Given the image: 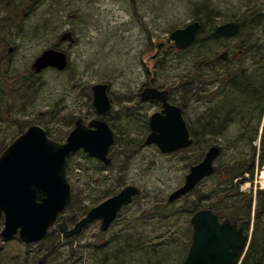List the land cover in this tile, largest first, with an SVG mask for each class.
Segmentation results:
<instances>
[{
    "label": "rangeland",
    "instance_id": "obj_1",
    "mask_svg": "<svg viewBox=\"0 0 264 264\" xmlns=\"http://www.w3.org/2000/svg\"><path fill=\"white\" fill-rule=\"evenodd\" d=\"M195 21L202 24L197 43L177 50L171 33ZM230 21L241 24V34L212 38ZM51 48L68 55V67L36 72L35 59ZM263 58L264 0H0V155L32 125L62 143L78 118L87 124L104 119L115 135L113 162L106 166L84 151L69 159L75 187L70 218L79 221L127 185L141 190L106 232L100 221L71 239L53 228L56 234L42 247L46 264H182L193 241L194 209L211 205L236 212L235 202L244 217L249 196L252 233L264 191L259 165L264 99L234 104L233 82L226 75L251 76ZM99 83L109 86L111 110L105 115L93 106L92 87ZM146 87L170 91V102L183 108L198 137L196 145L173 154L146 145L150 117L161 111L156 101H141ZM212 113L231 123L217 138L202 132ZM257 125L258 138L251 142ZM214 145L221 148L217 177L170 203L190 168ZM252 146L257 149L254 175L245 173L233 185L219 182L218 174L233 165L251 164ZM3 228L1 219L0 264H36L35 245L18 236L4 240ZM257 235L264 237V217Z\"/></svg>",
    "mask_w": 264,
    "mask_h": 264
},
{
    "label": "water",
    "instance_id": "obj_2",
    "mask_svg": "<svg viewBox=\"0 0 264 264\" xmlns=\"http://www.w3.org/2000/svg\"><path fill=\"white\" fill-rule=\"evenodd\" d=\"M201 28L195 21L171 34L174 47H191ZM241 31L238 22H227L212 33L214 38H233ZM66 53L49 49L33 65L36 72L46 68L63 71L68 66ZM93 105L98 114L111 110L108 85L92 87ZM169 91L145 88L141 101L156 100L163 111L150 117L151 132L146 145H156L163 154L176 153L192 147L194 140L180 106L168 101ZM115 136L105 120H93L88 125L78 119L66 142L59 143L48 136L47 130L33 125L16 138L0 157V219L4 217L1 236L11 239L16 235L27 244L43 241L72 201V185L68 180V158L83 149L107 166L112 163L109 152ZM221 150L211 147L203 160L190 168L183 186L175 190L169 201L175 202L193 191L205 178L215 172V163ZM139 187L128 185L117 195L105 200L79 220L72 228L59 225L64 237L80 234L90 224L101 221V230L107 231L124 207L132 204L140 194ZM192 244L182 264H237L248 249L251 235L230 220L221 221L211 209L196 212L192 219Z\"/></svg>",
    "mask_w": 264,
    "mask_h": 264
},
{
    "label": "trees",
    "instance_id": "obj_3",
    "mask_svg": "<svg viewBox=\"0 0 264 264\" xmlns=\"http://www.w3.org/2000/svg\"><path fill=\"white\" fill-rule=\"evenodd\" d=\"M196 40H195V42H196ZM244 52L246 53L245 49H244ZM249 52H251V50H247V53H249ZM259 64L261 67H259V69H256L254 74H252L251 76H248L247 72H243V71L238 72V73L236 72L234 74L227 73V75H226L227 80L233 82L232 83V86L234 88L233 97L235 99L233 101L234 104L236 102L238 104H241L240 102L236 101L237 99L238 100H240V99L245 100V102H244L245 106H247L253 100L264 99V66H263L264 63H260V61H259ZM256 74L258 76H256ZM242 106H244V104ZM263 107H264V105H263ZM228 109H229V107H228ZM228 109H226V110H228ZM261 111H262V107H261ZM203 118L200 119V122L203 120ZM205 118H207V117H205ZM228 124H231V123L228 122L227 119L224 121V120L220 119V117L217 113H212V114H210L208 119H206V122L202 123V125H201L203 128L202 132L208 133L209 135H213L214 137L217 138L218 135L220 136V135H223L224 132H227V130L229 128ZM190 131H191V128H190ZM191 133H192V136L194 137V145H196V143L198 141V137L192 131H191ZM258 134H259V126L257 125V128L254 129V131L251 134L250 141L255 142L258 138ZM259 146H260L259 165H260V167H262V166H264V133L262 135ZM251 153H252V159H251L250 165H248V166H245V164L244 165H241V164L233 165V167H230L227 171L225 170L223 172V176L218 174V181L219 182L225 181V182H228L231 185H233L234 181L236 179L240 178L241 176L245 175V173L254 175L255 166H256V153H257L256 147L252 146V152ZM217 171H218V169H216L215 174L217 173ZM214 176H216V175H214ZM73 192L75 194V187L73 188ZM74 198H75V195H73V199ZM258 199H259V206H258V212L256 213V216H255L256 221L254 224L255 227L253 230L252 241H251L250 247H249L248 251L246 252V255L244 256L241 264H264V237H263V239H260V237L257 235L258 231H259V223L261 222V219L264 217V191H261L259 193ZM243 204H245V209H247V210L243 209V210H245L244 217H242V216L240 217V215H239L240 206L238 204H236L235 202H234V206H237L236 212L222 211V210L216 208L215 206H211V205H207V206L204 205L203 207L197 206L193 212L195 213V212H197L203 208H209V209L213 210L215 213H217L221 219H223V220L229 219L232 222L244 227L245 229H249L250 228V221H251L250 212H251V208H252V197L249 196L248 198H246L243 201ZM72 206H73V200H72L70 207L68 208V210L64 213V215L61 218L62 221L67 222L69 224L76 222V219L70 218L72 216L70 215L69 212H70ZM239 220H241L245 223L242 224V223H240ZM54 234H56V231H53V229H52L49 232L48 236L44 239L43 242L34 246L36 249L35 250V252H36L35 256L36 257H34V263L46 264L44 259H46L47 257L45 255L46 253H44L45 251L42 250V247H44L45 241L50 236H52ZM65 263H66V261L63 264H65Z\"/></svg>",
    "mask_w": 264,
    "mask_h": 264
},
{
    "label": "bare ground",
    "instance_id": "obj_4",
    "mask_svg": "<svg viewBox=\"0 0 264 264\" xmlns=\"http://www.w3.org/2000/svg\"><path fill=\"white\" fill-rule=\"evenodd\" d=\"M260 63H264V59L260 60ZM75 123H76V121H75ZM6 149H7V147L5 148V150H6ZM5 150H4V151H5ZM4 151H3V152H4ZM3 152H2V153H3ZM262 178H263V184H264V171L262 172Z\"/></svg>",
    "mask_w": 264,
    "mask_h": 264
},
{
    "label": "flooded vegetation",
    "instance_id": "obj_5",
    "mask_svg": "<svg viewBox=\"0 0 264 264\" xmlns=\"http://www.w3.org/2000/svg\"><path fill=\"white\" fill-rule=\"evenodd\" d=\"M160 104V103H159ZM161 105V104H160Z\"/></svg>",
    "mask_w": 264,
    "mask_h": 264
}]
</instances>
